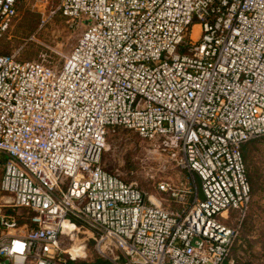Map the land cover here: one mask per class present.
I'll use <instances>...</instances> for the list:
<instances>
[{
	"label": "built area",
	"instance_id": "obj_1",
	"mask_svg": "<svg viewBox=\"0 0 264 264\" xmlns=\"http://www.w3.org/2000/svg\"><path fill=\"white\" fill-rule=\"evenodd\" d=\"M20 1L0 0V40ZM57 2L89 23L61 68L0 54V261L94 264L61 245L75 233L106 264H224L264 136V0ZM117 130L190 177L157 182L175 211L102 167Z\"/></svg>",
	"mask_w": 264,
	"mask_h": 264
},
{
	"label": "rangeland",
	"instance_id": "obj_2",
	"mask_svg": "<svg viewBox=\"0 0 264 264\" xmlns=\"http://www.w3.org/2000/svg\"><path fill=\"white\" fill-rule=\"evenodd\" d=\"M57 4V0H21L16 17L0 40V54L15 56L19 61L61 68L89 23L64 17L57 10ZM243 155L252 188V203L225 264H264V137L245 144ZM3 162L0 155V179ZM101 165L173 211L177 204L157 190V182L165 179L179 187L191 182L188 175L173 166L167 155L160 153L156 143L146 142L125 130L108 134ZM152 200L157 203L154 198ZM8 202L9 199L0 193V204ZM14 213L18 218L27 216L21 209ZM73 238L77 239L70 242L61 239V245L69 249L72 255L82 258L87 254V262H95L97 259L92 251V241H86L89 237L74 233ZM82 243H88L86 252L82 250Z\"/></svg>",
	"mask_w": 264,
	"mask_h": 264
},
{
	"label": "water",
	"instance_id": "obj_3",
	"mask_svg": "<svg viewBox=\"0 0 264 264\" xmlns=\"http://www.w3.org/2000/svg\"><path fill=\"white\" fill-rule=\"evenodd\" d=\"M196 183H197V188H198V197L199 199H203V195H202V192H201V185H200V181L198 178H196ZM0 264H9V260H3V261H0Z\"/></svg>",
	"mask_w": 264,
	"mask_h": 264
},
{
	"label": "trees",
	"instance_id": "obj_4",
	"mask_svg": "<svg viewBox=\"0 0 264 264\" xmlns=\"http://www.w3.org/2000/svg\"><path fill=\"white\" fill-rule=\"evenodd\" d=\"M262 137H264V136H262ZM259 138H261V137H259ZM256 139H258V138H256ZM253 140H255V139H253ZM252 141V140H251ZM247 144V143H246ZM244 146L245 145H243V147H242V151H243V153H244ZM243 157H244V155H243ZM244 162H245V160H244ZM246 165V164H245ZM247 169V168H246ZM247 174H248V171H247ZM248 179H249V177H248ZM251 186V185H250ZM251 196H252V188H251ZM251 203H252V200H251ZM250 206H251V204H250ZM9 213H12V212H10V211H8ZM226 262V261H225ZM225 262H224V264H225ZM82 264H84V263H82ZM94 264H106L103 260H101V259H97L96 261H95V263Z\"/></svg>",
	"mask_w": 264,
	"mask_h": 264
},
{
	"label": "bare ground",
	"instance_id": "obj_5",
	"mask_svg": "<svg viewBox=\"0 0 264 264\" xmlns=\"http://www.w3.org/2000/svg\"><path fill=\"white\" fill-rule=\"evenodd\" d=\"M195 35H196V34H194V37H195ZM67 229H69L70 231H75V229H74L73 227H71L70 225L67 226ZM75 239H77V238H75ZM75 239H74V241H75ZM68 251H70V250L68 249ZM77 254H78V253H77Z\"/></svg>",
	"mask_w": 264,
	"mask_h": 264
}]
</instances>
